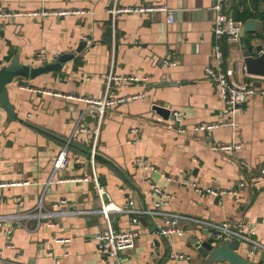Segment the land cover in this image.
I'll list each match as a JSON object with an SVG mask.
<instances>
[{
    "label": "crops",
    "instance_id": "0c3cea01",
    "mask_svg": "<svg viewBox=\"0 0 264 264\" xmlns=\"http://www.w3.org/2000/svg\"><path fill=\"white\" fill-rule=\"evenodd\" d=\"M214 2L0 0V13H19L0 16V69L14 59L38 67L57 62L64 54L74 55L60 70L16 78L7 85L8 101L17 119L7 115L0 101V214L33 212L40 204L43 213H52L40 222L35 217L25 223L10 221L13 247L7 246L0 225V253L6 264H197L203 260L190 239L198 232L195 229L206 227L181 223L183 234L167 235L166 241L150 231L151 220L148 226H138L136 246L121 252L118 263L104 256L98 235L106 221L100 214H58L100 208L92 183L74 180L91 177L94 172L100 179L104 177L102 184L120 206L134 200L137 209L152 208L161 198L152 190L155 184L168 195L163 211L228 222L244 233L254 231V238L264 244V95L249 97L234 117L236 128L221 124L227 119L225 103L219 85L205 73L213 58ZM115 3L122 8L164 5L174 12V22L166 11L121 12L113 17L108 10ZM241 7L243 13L247 10L255 16L241 19ZM62 9L83 12L28 14ZM225 12L244 24L250 19L259 22L258 30L244 34L239 42H225L226 64L235 65L234 78L256 86L252 75L241 70L245 63L244 59L239 62V57L248 49L249 36L252 55L264 42V0H227ZM82 41L86 47L78 52ZM40 50L47 54L44 63L36 58ZM167 60H175L176 65L166 64ZM110 73L146 80L115 81L107 89ZM257 78L260 85L256 87L264 90V77ZM138 94L105 109L95 142L98 114L78 98ZM154 105H167L182 117L165 118ZM200 123L218 126L206 132L192 131ZM178 127L187 132L179 133ZM95 143L92 162L90 152ZM230 143L241 147L213 149ZM66 145L68 164L56 169V159ZM137 158L148 159L157 171L137 166ZM223 189H235L236 193H221ZM62 200L66 202L62 204ZM112 218L118 230L133 227L128 214H113ZM155 221L160 227L167 225L160 215ZM248 244L242 241L239 252L258 260L250 252L255 247ZM170 253H183L191 260L172 259Z\"/></svg>",
    "mask_w": 264,
    "mask_h": 264
},
{
    "label": "built area",
    "instance_id": "2783aa9c",
    "mask_svg": "<svg viewBox=\"0 0 264 264\" xmlns=\"http://www.w3.org/2000/svg\"><path fill=\"white\" fill-rule=\"evenodd\" d=\"M227 0H215L212 11L214 13V20H213V34H214V47H213V54H212V62L209 63L205 68L206 76L209 80L216 82L219 85V90L221 96L224 100L225 107H224V114L226 115L227 119L223 121L221 124L225 126H230L232 128H236V122L234 117L236 113L242 109L243 104H245L249 97L261 93L264 95V90L262 88H258L253 85L252 82L249 81H240L236 80L235 73L236 68L235 65L228 66L226 64V55L224 51L225 42L228 41L229 43H236L239 42L241 39V34L243 32L245 24L242 21L234 20L233 18L229 17L225 12V5ZM243 7H241V11ZM113 17L121 12H147L151 13L154 11H166L168 13V17L170 22H174V12L164 5H154L148 4L139 7H120L118 3H115L113 7L108 10ZM83 11L80 10H69V9H62V10H41V11H30L29 15L34 16H45V15H68L71 13H82ZM15 14H8V13H0V16H10V15H17ZM254 56H258L264 52V42L259 46L254 48ZM37 61L44 63L47 60V54L40 50L36 53ZM243 60L244 57H239L240 60ZM166 64L174 66L176 65L175 60H167ZM240 65V64H239ZM241 70L243 73H246V66L243 64L241 66ZM123 80H127L130 82H139L145 81L146 77H138L135 75L130 76H122V75H115L110 73L107 76V89L112 86L113 82H122ZM141 94L133 95L130 98H110L108 95L104 97H89V98H78L84 99L89 104H91L98 114L99 124L96 129H94L95 135V142L97 140L102 117L104 114L105 109L108 106H112L119 102H124L129 99L137 98ZM174 120H180L182 117V113L180 111H171ZM168 122V121H167ZM169 128H173L171 123H167ZM218 126L216 123H200L193 127L192 131L195 133L197 132H206L211 130L212 128ZM179 133H186L187 129L182 127H178L176 129ZM240 144H223V145H214L213 149L216 150H234L240 148ZM96 155V143L94 144L93 148L90 152V159L93 162ZM69 161L68 155V145L63 147L55 162L56 169H63L67 166ZM135 164L139 167H143L144 169H149L151 171H157L156 167L152 164L151 161L148 159H141L137 158ZM264 173V167L261 170ZM168 180H172V177H167ZM75 181H88L92 183V187L96 192V195L99 199L101 204L100 208L97 210H75L71 209L68 211H61L60 213H68V214H86V213H98L100 214L106 221L105 229L98 235L99 241V248L101 253L106 256L107 258L113 259L116 263L119 262L120 253L132 249L136 246L138 238L140 236V231L138 226L142 225L141 217L147 215L153 216H162L165 218L167 225L165 228L162 229L161 233L165 235L178 233L180 235L183 234L184 229L181 227V223H185L186 225L192 226L193 224H201L206 227V230L209 231V234L215 236L218 240H233L235 238H239L242 241H245L252 245L253 247H258L264 250V244L257 241L254 238V231L249 233L242 232L239 227H235L231 223L222 222V223H215L206 221L203 219H198L196 217H190L186 215H181L177 213H169L162 210V207L165 204V199L168 198V195L163 193L162 190L152 184V190L154 193H157L161 196V198L157 201H154L153 207H144L141 209H137L134 207V200H129L127 205L120 206L117 203L113 202L109 194L107 193L104 185L101 182L100 177L97 175L96 172L93 173L91 177H82L74 179ZM151 181V179H148ZM210 193H215L213 190H207ZM221 193H236L235 189H223ZM65 200H62L61 203H65ZM118 213H125L130 216L131 223L133 224L132 228L125 229V230H118L114 227L113 224V214ZM52 213H43L42 212V205L40 204L35 211L33 212H24V213H14L9 215H1L0 214V225L3 226L2 232L6 236L7 246L13 247L12 243V236H13V227L9 224L10 221L17 222V223H25L29 218H37L38 222L41 221L42 218L50 217ZM46 220V219H45ZM50 225H54L53 222L49 223ZM60 241L66 242L67 239H59ZM154 254H156L154 252ZM172 259H186L191 260V256L185 255L183 253H174L171 254ZM0 264H6L5 260L2 258L0 253Z\"/></svg>",
    "mask_w": 264,
    "mask_h": 264
},
{
    "label": "water",
    "instance_id": "95a60500",
    "mask_svg": "<svg viewBox=\"0 0 264 264\" xmlns=\"http://www.w3.org/2000/svg\"><path fill=\"white\" fill-rule=\"evenodd\" d=\"M258 27V20L250 19L245 24L241 36L246 33L256 32ZM86 44V41H82L77 51H82V49L86 47ZM243 55L247 74L255 77H264V52L258 56H254L248 49H245ZM73 57V54H64L60 57L59 61L47 63L38 67H29L28 65L20 63L17 59H14L9 65L2 67L0 69V101L7 115L10 118H18L17 115H14L13 109L8 101L7 85L9 83L16 78H35L46 72L60 70L63 65ZM245 104H243V106ZM153 109L165 118H173L171 109L167 105H154ZM101 179L104 180V177ZM155 218L156 216L153 215L142 216L141 222L144 226H148L149 220H151L153 226L150 228V231L156 232L159 236L168 241L167 235L161 233L162 229L166 226L160 227L156 223ZM195 231L198 232H195L196 234L190 239V243L195 245L196 255L203 258V260L197 264H214L217 262H228L230 264H264V250L258 247L252 248L249 246V248H252L250 252L259 257L258 260L251 259L249 256H244L239 252L242 247V240L239 238L233 240H218L215 236L209 234L208 230L195 229ZM155 242L158 244V239H155Z\"/></svg>",
    "mask_w": 264,
    "mask_h": 264
},
{
    "label": "trees",
    "instance_id": "16d2710c",
    "mask_svg": "<svg viewBox=\"0 0 264 264\" xmlns=\"http://www.w3.org/2000/svg\"><path fill=\"white\" fill-rule=\"evenodd\" d=\"M247 11V10H246ZM246 11H244V13H243V11L241 12V13H243V16L241 17V19H245L247 16H255V15H253L252 13L250 14V12L248 13V12H246ZM264 31V30H263ZM264 33V32H263ZM250 41H251V36H249V38L246 40V45H247V48L248 49H250ZM227 45L225 44V46H224V50H225V52H226V56L228 55V52H227Z\"/></svg>",
    "mask_w": 264,
    "mask_h": 264
},
{
    "label": "rangeland",
    "instance_id": "374dc122",
    "mask_svg": "<svg viewBox=\"0 0 264 264\" xmlns=\"http://www.w3.org/2000/svg\"><path fill=\"white\" fill-rule=\"evenodd\" d=\"M252 80H253V82H254V84H255L256 86L260 85V82H259V80H258L257 77H253V76H252ZM10 106H11V105H10Z\"/></svg>",
    "mask_w": 264,
    "mask_h": 264
}]
</instances>
